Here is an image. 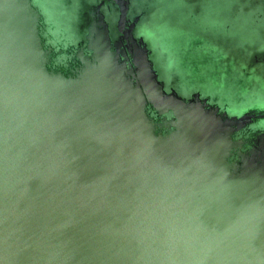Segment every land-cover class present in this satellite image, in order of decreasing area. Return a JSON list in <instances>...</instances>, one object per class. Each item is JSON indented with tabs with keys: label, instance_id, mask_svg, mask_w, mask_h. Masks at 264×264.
<instances>
[{
	"label": "water",
	"instance_id": "1",
	"mask_svg": "<svg viewBox=\"0 0 264 264\" xmlns=\"http://www.w3.org/2000/svg\"><path fill=\"white\" fill-rule=\"evenodd\" d=\"M0 264H264V0H0Z\"/></svg>",
	"mask_w": 264,
	"mask_h": 264
}]
</instances>
